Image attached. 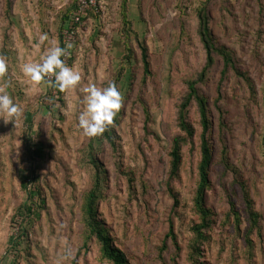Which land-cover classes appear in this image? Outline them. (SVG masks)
Masks as SVG:
<instances>
[{
    "label": "rangeland",
    "instance_id": "1",
    "mask_svg": "<svg viewBox=\"0 0 264 264\" xmlns=\"http://www.w3.org/2000/svg\"><path fill=\"white\" fill-rule=\"evenodd\" d=\"M123 1L91 0L80 13L81 0H0V58L6 63L0 93L23 109L15 122L0 119V264H108L94 244L80 249L81 203L97 181L98 217L130 264H172L171 256L190 264L200 160L194 106L195 135L182 148L173 181L168 154L179 134L175 121L186 84L205 64L197 35L202 4L216 43L231 51L237 71L220 80L222 62L215 59L199 86L214 134L205 192L211 223L195 258L197 264H264V0ZM67 43L71 54L62 59L80 73L77 88L35 85L21 72L51 46ZM140 45L148 54L145 77ZM113 83L122 96L119 113L102 135L85 136L78 123L82 89ZM217 88L222 125L213 106ZM247 201L260 216L249 243ZM171 223L177 255L166 237Z\"/></svg>",
    "mask_w": 264,
    "mask_h": 264
},
{
    "label": "trees",
    "instance_id": "2",
    "mask_svg": "<svg viewBox=\"0 0 264 264\" xmlns=\"http://www.w3.org/2000/svg\"><path fill=\"white\" fill-rule=\"evenodd\" d=\"M126 2L125 0L123 3ZM125 9V6L123 7ZM197 13V35L199 37L200 44L203 49V53H205V64L202 68L201 72L198 74L196 80L188 81L186 84V93L178 106L177 109V118H176V126L179 131V134L175 136L171 141V146L169 150V176L168 180L173 181L178 178L179 168L182 162V148L188 142H191L194 135L195 129L189 117V111L194 106L196 109L195 115L197 122L196 124L199 127L200 135H199V152H200V160L197 166V177H196V188L193 192V212L197 216L198 224H196L192 228L193 233V242L190 247V264H197L198 260H196V256L199 255V248L201 243L205 239V232L208 231L211 223V212L205 205V197L207 190L210 187L209 182V174L210 167L212 165V144L211 137L214 134V125L212 124V114L210 109V104L208 100L204 97L202 92L200 91L199 86L204 83L209 71L213 67L215 63V59H221L222 62V70L220 73V80L225 78V76L230 71L236 72L237 69L234 66L232 55L230 54V50L225 46H218L215 41V38L211 32L209 26V15L207 12L206 4H202L196 11ZM68 18V17H66ZM79 18V16H78ZM82 19V18H81ZM80 19V22L82 21ZM127 21L123 16V25H126ZM73 26V25H72ZM74 28V26H73ZM181 34H184V30L182 26H180ZM145 45H140V57L141 63L143 67V75L144 77L149 73V62H148V54ZM69 62L72 59L68 60ZM233 72V73H234ZM57 89V87H53ZM219 102H221L220 97V89L217 88V97L214 102V109L217 112V122L222 125L223 122V112L219 106ZM31 116L29 115L26 119L30 120ZM220 127V126H219ZM222 130L219 129L218 133ZM225 150H223L222 154L225 156ZM224 165H228L226 162ZM238 182V180H237ZM240 183V182H239ZM98 181L94 183L93 188L85 195V199L81 203V246L80 249L86 250L91 244H94L98 248L100 261L107 262L108 264H130L129 260L125 257V255L118 250L112 244V238L107 232L105 225L102 224V221L98 217L97 213V200L99 195L98 193ZM171 197L173 200V206L178 207L179 201L176 194L171 192ZM246 208V217L247 222L249 224L248 228V237H246L247 243L250 242L249 237L250 233L253 230L259 228V219L260 216L257 212L253 210V202L247 201ZM231 211L233 210V204H231ZM28 212H31L29 208H27ZM239 215L235 213V221L239 224ZM167 238H170L171 242L175 246L176 253L178 254V245L176 242V238L173 231L172 223L169 226V231L166 235ZM162 244V247L159 251V259H163V253L166 251V242ZM172 264H177L176 258L171 256Z\"/></svg>",
    "mask_w": 264,
    "mask_h": 264
},
{
    "label": "clouds",
    "instance_id": "3",
    "mask_svg": "<svg viewBox=\"0 0 264 264\" xmlns=\"http://www.w3.org/2000/svg\"><path fill=\"white\" fill-rule=\"evenodd\" d=\"M42 36L41 40L46 39ZM71 43L64 47L51 46L41 56L39 63H25L21 72L29 78L32 84L38 85L42 81L53 87H58L60 92L73 90L81 82V75L78 71L66 65L62 57L70 55ZM6 72V63L0 58V76ZM29 88L26 94H32ZM84 108L78 117V123L82 132L87 137L102 135L113 121L122 107V96L116 85L110 84L106 88H99L90 84L82 89ZM23 109L14 103L7 93H0V119L5 123L15 122L22 114Z\"/></svg>",
    "mask_w": 264,
    "mask_h": 264
},
{
    "label": "built area",
    "instance_id": "4",
    "mask_svg": "<svg viewBox=\"0 0 264 264\" xmlns=\"http://www.w3.org/2000/svg\"><path fill=\"white\" fill-rule=\"evenodd\" d=\"M89 3H91V0H81L80 7H77V12L81 13L82 9L87 7V4L89 5Z\"/></svg>",
    "mask_w": 264,
    "mask_h": 264
}]
</instances>
